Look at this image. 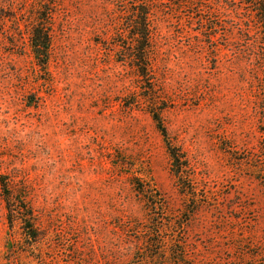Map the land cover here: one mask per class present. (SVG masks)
<instances>
[{
	"label": "rangeland",
	"instance_id": "374dc122",
	"mask_svg": "<svg viewBox=\"0 0 264 264\" xmlns=\"http://www.w3.org/2000/svg\"><path fill=\"white\" fill-rule=\"evenodd\" d=\"M143 1L0 0V264L127 261L146 227L206 264H264V34L255 8L150 0L143 76L128 58L140 44L131 11ZM38 33L48 45L35 46ZM7 195L35 216L32 249L17 245Z\"/></svg>",
	"mask_w": 264,
	"mask_h": 264
},
{
	"label": "trees",
	"instance_id": "16d2710c",
	"mask_svg": "<svg viewBox=\"0 0 264 264\" xmlns=\"http://www.w3.org/2000/svg\"><path fill=\"white\" fill-rule=\"evenodd\" d=\"M237 1H240L241 5L253 6L255 8V11H252L250 14H252L258 23V32L264 34V0H227V4H236ZM151 4L150 0H144L141 3H136V9L131 11L134 24L137 23V26L134 27L137 30L135 42L137 43L140 41V44L137 43L132 47L133 49L128 55V58L132 65L137 64L136 66L139 68L138 74L143 76L147 71L151 70L149 47L152 40V33L150 30V18L152 16ZM263 38L264 35L261 39ZM34 39L35 41L33 42L36 47H40L41 44L46 46L49 43L48 34L44 35L38 33ZM262 46L264 47V39ZM34 58L39 64L46 66L49 56L47 52L39 50L35 52ZM151 114L162 136L167 139V133L162 126L159 114L155 112ZM167 145L174 164H176L177 169H180L181 160H183V158L170 144ZM1 186L3 190H6L7 185H5L4 179L1 181ZM4 201L6 203L7 212L6 220L9 227L12 229L15 222H19L21 227L22 233L21 239L17 242L18 247L20 246L25 249L34 248L40 240V235L37 229L35 216L32 210L26 206L25 199L19 198L17 202H12L10 195H7L4 197ZM168 226L173 228L172 223L162 225L156 234L167 232ZM138 230L142 237V241L135 248V251L131 253V258L123 262L118 261V259H113L109 264H206L203 260L192 257V249L186 244L171 239H152L154 234L151 233L152 229H150V227L138 228ZM77 263L94 264L80 257L77 259Z\"/></svg>",
	"mask_w": 264,
	"mask_h": 264
}]
</instances>
